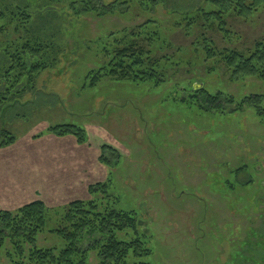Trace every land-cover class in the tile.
Segmentation results:
<instances>
[{
    "label": "rangeland",
    "instance_id": "obj_1",
    "mask_svg": "<svg viewBox=\"0 0 264 264\" xmlns=\"http://www.w3.org/2000/svg\"><path fill=\"white\" fill-rule=\"evenodd\" d=\"M168 2L147 13L132 5L121 15L102 18H75L58 9L62 20L59 26L54 23L65 46L63 55L39 75L33 93L17 104L0 106V127L16 138L0 154V210L13 212L41 200L50 213L46 237L39 238L38 246L59 243L47 234L59 211L71 201L92 197L84 189L56 193V187L46 185L44 175L53 173L54 165L45 150L60 148L64 154L76 144L89 154L84 181L94 185L110 178L107 193L116 199V207L135 212L142 223L152 254L129 256L127 264H264V126L248 107L241 113L208 114L181 101L189 87L201 82L210 92L237 99L263 94L264 86L252 79L232 83L221 65L208 72L191 46L196 38L175 29L181 15L204 6L203 0ZM147 19L153 20L155 44L185 67H172L159 87L103 79L89 88L88 74L104 64V44L115 35L129 38L128 32ZM226 21L234 33L229 38L206 34L216 48L245 52L264 41V8L246 20ZM63 124L82 128L87 141L80 145L72 136L51 140L48 128ZM103 146L120 155L111 170L92 162ZM75 157L74 170L80 174ZM240 167L246 168L237 175ZM76 173L71 170L69 176ZM88 261L95 264L94 256ZM0 264H6L1 256Z\"/></svg>",
    "mask_w": 264,
    "mask_h": 264
},
{
    "label": "trees",
    "instance_id": "obj_2",
    "mask_svg": "<svg viewBox=\"0 0 264 264\" xmlns=\"http://www.w3.org/2000/svg\"><path fill=\"white\" fill-rule=\"evenodd\" d=\"M164 3L170 4L168 0H112L109 4L102 0H0V106L17 104L26 93H33L39 75L53 68L63 55L65 46L55 26L62 20L58 9L67 10V16L75 18L84 15L102 18L121 15L132 5L147 13ZM203 5L181 15L175 25L187 37L196 38L191 46L200 53L201 64L205 63L208 72L221 65L232 83L252 79L264 86V41L239 52L218 49L206 37L207 33H218L224 39L229 38L234 33L229 29L227 17L246 20L264 8V0H203ZM152 21L147 19L132 29L129 38L118 40L115 35L108 45L104 44V64L88 74L89 88L103 79L159 87L167 81L172 67H185L174 64L175 54H164L160 45L155 44L158 39L152 31ZM165 43L166 48H172L171 42ZM204 85L201 82L197 87H189L181 101L208 114L241 113L248 107L264 126V92L237 99L222 91L210 92ZM47 132L56 137L72 136L80 145L87 141L85 131L75 125L51 126ZM15 141L11 132L0 127V149ZM119 159L113 147L103 146L98 162L111 170ZM244 168H237L235 173L238 175ZM110 182L109 178L89 186L91 199L71 201L59 211L47 234L60 245L38 246L39 238L46 233L50 213L41 200L13 212L0 210V256L6 264H90V255L94 256L95 264H127L129 256L136 259L151 256L141 221L135 212L116 207V199L107 193Z\"/></svg>",
    "mask_w": 264,
    "mask_h": 264
},
{
    "label": "crops",
    "instance_id": "obj_3",
    "mask_svg": "<svg viewBox=\"0 0 264 264\" xmlns=\"http://www.w3.org/2000/svg\"><path fill=\"white\" fill-rule=\"evenodd\" d=\"M51 138H52L51 140H53V139L62 140L63 139V138H59L56 136L55 137L52 136ZM64 138L71 139V137H64ZM75 146L76 147H73V145H72L73 150H71V151L70 150L69 151H66V150L62 151V153H64V154H59L62 150L60 148H47L45 150L49 153L47 156L48 158H50L49 163L50 164L53 163L54 166L51 168L53 170V173L51 172L49 174H45L44 175L45 180H43V181L46 185L54 186V188L56 187V189L54 191L56 193H65V192L78 193L79 191H81L83 189L85 190V192H87L89 186L92 185V183H88L87 181H84V180H88V176H85V175H87V165L89 164V162H88L89 154L86 153L84 149H82L84 146H78L76 144H75ZM7 149H9V148L6 147V148L0 149V154L5 152ZM40 150H44V149H40ZM32 152H33V150H32ZM75 155H76V157H78L76 162H78L77 166L79 168H77V171H80V170L83 171L80 174H77L76 171L74 170L75 162L73 161V156L75 157ZM65 157H68V159H66ZM70 158H71V160H70ZM97 159H98V156L94 152V154L92 156V162L93 163L98 162ZM71 170H72V172L76 173V175L69 176L71 174ZM97 182H99V181H97Z\"/></svg>",
    "mask_w": 264,
    "mask_h": 264
}]
</instances>
